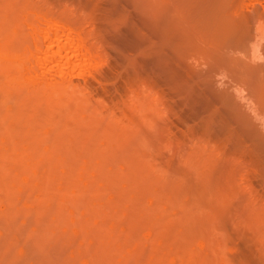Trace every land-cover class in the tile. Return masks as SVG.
Segmentation results:
<instances>
[{
  "label": "rangeland",
  "instance_id": "1",
  "mask_svg": "<svg viewBox=\"0 0 264 264\" xmlns=\"http://www.w3.org/2000/svg\"><path fill=\"white\" fill-rule=\"evenodd\" d=\"M50 16L92 85L21 63ZM0 264H264V0H0Z\"/></svg>",
  "mask_w": 264,
  "mask_h": 264
},
{
  "label": "bare ground",
  "instance_id": "2",
  "mask_svg": "<svg viewBox=\"0 0 264 264\" xmlns=\"http://www.w3.org/2000/svg\"><path fill=\"white\" fill-rule=\"evenodd\" d=\"M65 21L57 16H50L46 24L30 36L34 51L26 58L25 54L21 62L30 72L49 75L48 84L41 85L43 91L57 89L63 93L62 90L71 88V92L77 90L74 87L82 89L88 83V86L92 85L93 82L91 84L88 78H96L90 69L95 59L97 60V47L86 39L88 37H84L80 27Z\"/></svg>",
  "mask_w": 264,
  "mask_h": 264
}]
</instances>
